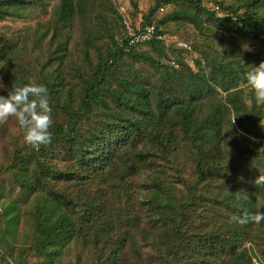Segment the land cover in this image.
Instances as JSON below:
<instances>
[{
	"label": "rangeland",
	"instance_id": "rangeland-1",
	"mask_svg": "<svg viewBox=\"0 0 264 264\" xmlns=\"http://www.w3.org/2000/svg\"><path fill=\"white\" fill-rule=\"evenodd\" d=\"M54 3L52 0L47 8L37 5L20 19L16 16L0 19V36L3 38L0 46L5 49L10 45L7 53L0 47V65L10 62L14 67L12 71H0V95L7 96L14 87L32 81L43 84L48 89L52 108L51 124L65 125L69 112L81 106L86 82L95 65L115 49L114 37L121 32V25H137L151 2L139 0L134 7L130 0H94L97 15L91 24H82V20L74 17L73 28L62 26L56 36L49 29ZM199 4L202 9L214 11L213 17L217 19L190 4L175 5L169 16L174 13L176 16L160 25L164 33L161 44H144L133 56L122 55L111 63L115 73L107 77L90 100L89 114L79 123L76 139L57 143L51 138L50 143L41 145L49 149L47 162L52 166L48 170L54 168L57 171L59 180L56 182L36 177L39 174L35 167L38 159L32 154L38 150L24 142L23 129L16 118L0 121V264H90V259L99 255L93 250L91 237L77 243H65L53 239L48 230L44 233L41 223L47 225L57 216L52 214L59 206L53 201L54 192L68 185L62 180L67 172L94 176L91 181L95 180L88 185L73 184V188L68 189L71 192L67 191L69 199L76 197L77 191L83 188L88 189L86 196H107L115 203L118 192L121 204L130 205L128 208L120 205L121 208L115 209L111 203H101L108 210L104 209L105 214L113 213L112 218L120 223L128 214L137 220L145 217L147 199L151 201L149 214L157 221L168 213L158 209L153 202L167 198L174 203H185L187 220L181 222L174 212L167 218V226L159 227V230V224H155L158 236L155 235L149 245H157L164 254L177 245L173 234L180 227L193 246L208 234L230 242L229 245L210 243L212 247L217 246L213 251L196 250L195 256L206 257L207 264H264V230H261L264 225L258 228L256 223L235 222L233 216L242 217L244 212L239 209L233 212L220 202L226 193L230 200L239 201L242 199L238 197L243 194L247 196L248 210L256 212L257 202L264 199V185L254 183L258 175H264V104L256 103L254 93L244 79L250 66L264 61V46L260 48V41L242 30V26L251 24L255 31H264V0H201ZM153 17L158 21L161 15L154 14ZM220 18H230V23L222 22ZM58 44H63L65 51H58ZM252 48L258 58L252 55ZM219 62L230 63L236 68L239 79L233 88L228 86V90L210 83L212 91H206L202 78L210 76L213 67L219 71ZM161 64L168 67L163 69ZM184 80H192L196 88L203 89L197 99L185 102L192 116L191 126L194 119L208 120L211 130L208 129L207 136L194 141L190 139L195 145L188 151L183 142L188 141L183 131L186 124L178 121L181 114L169 107L166 121L158 122L154 117V127L134 137L135 146L127 145L125 140L130 141L133 135L132 124L142 120H151L152 124V116L150 118L147 113H157L156 83L163 82L165 96H176L181 94ZM140 87L147 90L145 96L139 93ZM135 106L148 111L141 114L135 111ZM233 117L235 121L231 125ZM168 121L170 127L166 125ZM166 129H170V136L161 133ZM157 130L170 144L164 146L162 141L154 140L152 132ZM92 136H97V141L89 144ZM181 141L185 148L179 151ZM196 145L200 147L196 148ZM85 148L93 149L94 154L86 158L88 165L81 167L80 155ZM139 148L155 157L140 159L137 156ZM169 151L174 152L175 163L163 162ZM128 159L132 161L129 166H134L131 172L124 167ZM200 159L202 167L208 171L203 179L198 175ZM101 162L105 164L108 176L95 166H102ZM162 172L164 176L157 179V174ZM154 180L155 188L172 185L174 190L162 192L163 196L158 198L150 185ZM122 183L126 195L120 193ZM109 189L113 191L109 194H114L116 199L105 193ZM78 221L75 219L74 222ZM140 230L139 227L133 233L127 253L136 263L143 264L145 254L141 248L137 254L132 251L139 242L141 244ZM152 264H159V259Z\"/></svg>",
	"mask_w": 264,
	"mask_h": 264
},
{
	"label": "trees",
	"instance_id": "trees-1",
	"mask_svg": "<svg viewBox=\"0 0 264 264\" xmlns=\"http://www.w3.org/2000/svg\"><path fill=\"white\" fill-rule=\"evenodd\" d=\"M52 0H0V19H8L10 17H15L20 19L22 17H25L26 14H30L33 10H35V7L37 5H40L44 8L48 7V4L51 3ZM131 4L135 7L137 6V1L139 0H130ZM151 2L150 7L147 10V13L142 15L141 21L137 25H128L123 24L121 25L122 30L120 33H118L114 37V47L113 51L104 59L99 60L97 64L95 65L91 78L86 82L84 94L81 98L80 104L81 106L75 109H72L68 117L69 119L66 121L65 125H55L51 124L50 126V132H51V138L53 139L52 142L61 143L64 141H67L68 138L76 139V132L79 127V123L82 122L87 115L89 114V103L90 100L93 99V97L96 96L98 91L101 89L102 85L106 82L107 77H110L115 73L113 69L111 68V63L116 60L117 58L121 57L122 55H131L133 56V53L136 51L137 48L141 47L144 44H161L162 35L164 33L162 32L160 25L164 24V22L169 21L172 19L171 17H175L176 13H174L173 16H169V13L173 10L172 8L175 7V5H180V3L184 2L185 4H190L196 9H199V11L206 12L207 15L210 16L212 19H217L214 16V11H208L205 9L200 8L201 0H149ZM131 5V6H132ZM247 12V10L245 11ZM244 12V13H245ZM154 14H160L161 18L157 21L153 15ZM97 11L95 10L94 6V0H55V3L52 4V12L50 17V23L51 27L49 29L53 30V36L59 35L60 28L64 26L65 28H73L74 23L72 22L74 17L78 18L79 20H82V24L89 25L93 22L94 19H96ZM169 16V17H168ZM222 22L228 21L230 23V18L222 19ZM221 22V23H222ZM97 23V21H96ZM153 27L154 28V35L152 37H149L145 40H136L133 36V34H137L138 32L142 31L145 27ZM253 25L249 24L246 26H242L243 32H245L249 36H253L254 39L260 41V45L262 48L264 46V31H255L252 28ZM113 29V28H112ZM111 29V30H112ZM110 31V30H107ZM118 32V31H117ZM2 37L0 36V42L2 41ZM5 46V45H4ZM1 50L8 52V48L10 45H6L5 49H3V46H0ZM7 47V48H6ZM58 51H65V46L63 47V44H58ZM0 50V59L2 58ZM10 50V49H9ZM246 51V50H245ZM246 53V52H245ZM252 54L255 58H258L256 55V52L252 48ZM13 57L15 58L16 54L14 52L12 53ZM248 55V54H247ZM250 55V54H249ZM2 61V59H1ZM175 60H172V62ZM218 70L216 67L212 68V72L210 76H203V86L205 87L206 91H212V87L210 86V83H215L219 88L222 90H228V86L233 88V85L238 81L239 77L238 74H236V68H234L230 63H223L219 62L217 63ZM161 67L167 68V65L161 64ZM14 68L10 66V62H6V64L3 65L1 62L0 65V71L3 70H10ZM248 71V69L246 70ZM245 71V72H246ZM221 73V76H220ZM219 77V78H218ZM227 77V80L225 81V78ZM217 79H219V83H217ZM164 86L163 82L156 83L154 94L157 91V102H158V108L156 114H150L147 113V115L151 118L152 116V124L151 120L147 122L138 121L137 123H134L131 125V130L133 135L131 136V140L129 139L125 140V143L127 145H133L135 146L137 144V141L134 140V137H137L141 134H143L146 130L147 132L151 127H154V117L155 119L159 121H166V116L169 112V107H171L173 110L179 112L180 118H178V121L184 122L186 125L183 128L184 134L186 136V140H183V142L187 146V150L190 151L194 147V141L195 139H202L203 136H207V131L209 129V123L208 120L199 122L198 120H195L193 125L191 126L189 121L191 122V114L190 111L186 107V100H194L199 97V95L202 94V87H195L192 83V80L187 81L184 80L181 84V94L176 96H165V93L163 92ZM147 93V90H145ZM143 90V88L140 87V94L146 95ZM143 96V95H142ZM182 105V107H178V105ZM58 108H61V104H58ZM237 106H235V109ZM135 111L143 114L142 111H148L144 108H138L135 106ZM186 121H188L186 123ZM140 122V123H139ZM167 126L170 127V123H166ZM211 129H209L210 131ZM208 131V132H209ZM151 133V132H150ZM162 134H165V136H170L171 132L170 129L162 130ZM152 135L155 137V141H162L163 145L166 146L170 144V141L168 139L162 138V135H160V131L157 130L155 132H152ZM209 135V134H208ZM99 136V135H98ZM97 136H92L89 140L90 143H95V140L97 141ZM192 139V140H190ZM181 141L179 151L185 148V144ZM139 144V143H138ZM97 146V145H96ZM95 146V147H96ZM94 147V148H95ZM199 145H196V148H199ZM33 149V148H32ZM37 150V149H33ZM48 148H43L40 146L38 151L34 155L37 157L38 161H36L35 167L39 169V174L36 177H43L44 179L51 180L52 183L59 180L58 173L54 168L52 170L49 166H52L47 162V151ZM164 152V151H163ZM80 155V164L81 167H86L88 163L86 162V158L91 157L94 154L93 149L85 148L81 151ZM69 159H71L68 155H66ZM137 156L144 160L145 158H152L155 157L153 154L145 153L140 150V148L137 150ZM166 158H164V163H175V155L174 152L169 151L166 153ZM173 157V158H172ZM177 158V157H176ZM100 162V161H99ZM132 163L130 159L127 160L126 165H124L125 169L128 171H133L134 166H129ZM163 163V165H164ZM102 166H99L96 164L95 166H98V170L100 173H108L107 168L105 167V164L102 163ZM108 166V165H106ZM198 166V175L200 179L205 178L208 171L205 167H202V161L197 163ZM164 167V166H163ZM94 171L96 172V168H94ZM97 173V172H96ZM104 174V176H105ZM107 175V174H106ZM108 176V175H107ZM164 176L163 172L157 174L156 178L159 179V177ZM35 177V178H36ZM98 177V175H97ZM118 179H123V177L118 176ZM94 179V176L85 177L82 175H74L70 172L64 173L62 180L66 182L68 185L65 186L64 189L60 190L59 192H54L55 199L53 200L56 203H59V206L55 209V211L52 214H57V216L49 220L47 222V225L44 223H41L42 226L45 228L44 233L46 234V231H50L53 234V239L61 240L65 243L68 242H75L83 241L87 237L93 238V250L97 251L99 255H95L94 259H90L88 263L90 264H138L136 261L132 260L130 258V254H128L127 248L130 250L132 238H134L133 233L135 234V230L137 228H141L140 230V236L139 239L141 240V244H137L132 251H135L136 254L141 252L139 248H141L142 252L145 254L144 262L143 264H152L155 259H159V264H207V261L205 260L204 256L197 257L195 256L196 250L200 249L201 252L206 251V249H209V251L217 250V246H215L217 243H226L225 240L215 237L213 234H208L202 238H200L196 243L195 246L191 245L189 242V239L184 234V230L180 231V227L177 228L174 232V236H176L175 242L177 245L175 247H171L166 254L160 252L158 246L153 247L150 244V240H153L155 238V235L158 236L157 229L159 227L167 226L165 225L167 223V218L170 217V215L174 212H176L177 216L180 217V221L183 222L187 220L188 215L187 212H185L184 207L185 203L178 204L177 202L174 203L171 199H164V200H158L155 206H158L165 212L168 213L166 216L162 218V220H156L154 216H151L150 211L152 210L150 207L151 201L146 200L148 207L145 208V217L138 219L136 217H131L130 214H128L125 217V220L121 219L120 223L117 222L112 216H115L113 213H109L106 215L105 210L106 209L101 202H106L107 205L111 203L107 196H86L88 189L80 188V192L77 191L76 197L69 199L67 197V191L68 189L73 188V184L77 185H83L86 183H93L94 181H91ZM100 179H102L100 177ZM148 179H151V177ZM91 181V182H90ZM160 182H162L160 180ZM156 181H152V184H150L154 188L155 196L158 195V198L160 196H163L162 192H166L168 190L173 191L174 187L171 186H164L159 185L158 187H154ZM124 184L122 183L119 187L121 190V195H126L127 191H124L123 188ZM112 188V186H110ZM173 189V190H172ZM107 191V190H106ZM109 197H113L116 199L115 203H111L112 205L116 206L115 209H119L124 205V208H128L126 203L121 204V199L119 198L120 195H118V192L115 193L116 198L114 197V194L111 189H109L107 192H105ZM226 200H228L226 202ZM223 204H226L227 209L232 210L235 212L237 209L241 212L247 211L248 213H255V210L249 211L247 208V203L245 202V199L237 200L235 198H232V200L229 199V195L226 193L223 195V200L220 201ZM230 203V204H229ZM121 205V207H120ZM53 206V205H52ZM137 206V205H136ZM45 208V207H42ZM123 208V210H124ZM151 209V210H150ZM107 210V209H106ZM58 212V213H57ZM108 212V210H107ZM226 213V210H224V213ZM238 217V216H237ZM158 218V217H157ZM75 219H79L78 223L74 222ZM137 220V221H136ZM132 221V222H131ZM159 224L157 229L155 224ZM264 225V221H262L260 224H258V228H261ZM131 228V229H130ZM133 229V231H132ZM107 230L109 233H104ZM160 230V229H159ZM264 230V227L261 229ZM102 233V235H101ZM104 234V235H103ZM202 241L201 245L198 244V242ZM230 244L228 240H226ZM63 243V244H65ZM210 243H214L215 245L212 247ZM264 244V243H263ZM166 251V250H165ZM56 255L59 254L56 250L54 251ZM208 252V251H207ZM79 252H77V255L79 256Z\"/></svg>",
	"mask_w": 264,
	"mask_h": 264
},
{
	"label": "clouds",
	"instance_id": "clouds-1",
	"mask_svg": "<svg viewBox=\"0 0 264 264\" xmlns=\"http://www.w3.org/2000/svg\"><path fill=\"white\" fill-rule=\"evenodd\" d=\"M244 79L254 93L256 103L264 104V61L250 66L244 73ZM51 112L47 87L35 81L14 87L7 96L0 95V121L15 117L19 127L23 129L24 142L33 149L38 150L41 145L51 141ZM234 121L235 117L231 125ZM254 183L264 185V175H258ZM238 198L247 199V196L242 194ZM233 220L240 224H260L264 221V199L257 202L255 213L245 211L242 217L233 216Z\"/></svg>",
	"mask_w": 264,
	"mask_h": 264
},
{
	"label": "built area",
	"instance_id": "built-area-1",
	"mask_svg": "<svg viewBox=\"0 0 264 264\" xmlns=\"http://www.w3.org/2000/svg\"><path fill=\"white\" fill-rule=\"evenodd\" d=\"M154 35V28L153 27H145L142 31L138 32L137 34H133L134 38L136 40H145L149 37H152ZM184 46H187V44H184Z\"/></svg>",
	"mask_w": 264,
	"mask_h": 264
}]
</instances>
